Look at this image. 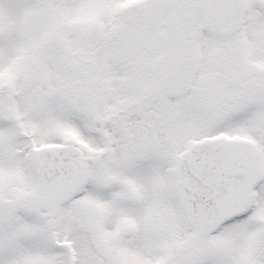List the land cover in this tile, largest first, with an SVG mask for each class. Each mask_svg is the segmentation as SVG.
I'll list each match as a JSON object with an SVG mask.
<instances>
[{
	"label": "snow or ice",
	"instance_id": "obj_1",
	"mask_svg": "<svg viewBox=\"0 0 264 264\" xmlns=\"http://www.w3.org/2000/svg\"><path fill=\"white\" fill-rule=\"evenodd\" d=\"M0 264H264V0H0Z\"/></svg>",
	"mask_w": 264,
	"mask_h": 264
}]
</instances>
